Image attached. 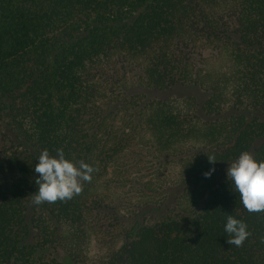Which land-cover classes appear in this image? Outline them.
<instances>
[{
    "label": "trees",
    "instance_id": "16d2710c",
    "mask_svg": "<svg viewBox=\"0 0 264 264\" xmlns=\"http://www.w3.org/2000/svg\"><path fill=\"white\" fill-rule=\"evenodd\" d=\"M44 149L93 166L79 195L33 203ZM243 151L264 160V0H0V264H264Z\"/></svg>",
    "mask_w": 264,
    "mask_h": 264
},
{
    "label": "clouds",
    "instance_id": "9594fccd",
    "mask_svg": "<svg viewBox=\"0 0 264 264\" xmlns=\"http://www.w3.org/2000/svg\"><path fill=\"white\" fill-rule=\"evenodd\" d=\"M208 158L210 163L215 162L214 158ZM34 171L39 176L35 181L38 188L32 195L33 203L41 205L70 200L79 195L82 182H90L95 169L83 160L73 162L66 158L63 149H57L54 156L44 149L37 158ZM214 171L213 168L205 172V178H210ZM226 175L239 194L240 203L249 213L264 212V160L243 151L229 164ZM224 232L227 242L236 247L242 246L250 235L247 224L234 215H226Z\"/></svg>",
    "mask_w": 264,
    "mask_h": 264
},
{
    "label": "rangeland",
    "instance_id": "374dc122",
    "mask_svg": "<svg viewBox=\"0 0 264 264\" xmlns=\"http://www.w3.org/2000/svg\"><path fill=\"white\" fill-rule=\"evenodd\" d=\"M149 92L148 94V99H155V98H164V97H169L171 95H175L177 97H184V96H187V95H197V96H201V92H198L197 90H193L191 88H182V89H176L173 93H169V94H162V93H154L152 94L150 91H147ZM170 193V196L168 198V202H170L171 204H168L170 207L171 205L173 204V200H174V197H175V194H174V190H170L169 191ZM172 199V201H171Z\"/></svg>",
    "mask_w": 264,
    "mask_h": 264
}]
</instances>
